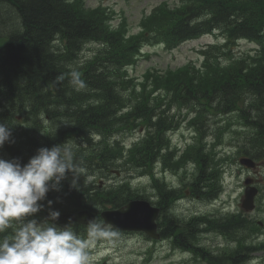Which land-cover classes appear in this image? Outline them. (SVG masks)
<instances>
[{
    "label": "trees",
    "instance_id": "obj_1",
    "mask_svg": "<svg viewBox=\"0 0 264 264\" xmlns=\"http://www.w3.org/2000/svg\"><path fill=\"white\" fill-rule=\"evenodd\" d=\"M7 1L14 5L21 18L17 29L14 28L0 45V73L2 67L5 68L9 85L17 84L12 94L20 97L18 103L12 102L15 111L28 116L29 112L26 110L28 107L34 108L32 112H38V115L45 113L52 121L63 117L61 120L63 125L53 137L52 146L61 143L63 134L70 128L83 139L80 133H86L87 127H104L101 121L108 116V99L117 96L114 88L118 83L124 91L122 105L128 103L129 110L126 116L129 123L134 125L140 122L151 123L155 126L154 131L147 134L130 151L128 160L136 165L145 164L149 158L157 155L162 146L168 144L163 133V129L167 127L164 119L168 116L158 115L155 120L151 119L153 109L165 98L171 102L177 98L187 99L210 91L209 94L218 90L224 91L225 88L224 84L219 86L225 75L211 70L205 73V76L209 77L206 79L198 77L195 72L179 73L183 79L171 81L169 85L173 87L165 90L164 96L152 95L156 89L145 90L143 87L140 91L134 83L129 87L126 69L139 44L143 41L161 39L175 44L207 32L211 30L212 25L217 24L216 27L229 38L228 43L231 42V38L234 40L241 36L259 40L264 32V0H181L182 4L178 7H170L163 3L142 20L143 31L132 35L126 34L124 24L115 28L108 23L109 18L115 13L113 9L108 12L107 8L102 6L88 8L85 6V0ZM147 32L150 36H146ZM56 35L64 40L63 51L54 50L52 41ZM89 40H99L104 45L89 61L84 59L85 65L80 69L81 75H78V79L85 84L88 83V91L78 90L69 82L71 70L67 64L76 62L79 58L78 51ZM225 54L229 55L230 52ZM259 57L256 55L252 58L253 63L247 66L244 72L239 67L237 83L240 86L260 91L257 76L264 79V69L257 73L255 71ZM96 62L102 65L104 68L102 71H96L94 66ZM154 83L157 88L165 85L160 77L154 78ZM91 92L100 94L99 104L93 102L89 95ZM261 96L264 104V94ZM26 98L32 99L33 103L30 104ZM138 117L142 120L138 121ZM33 123L34 126H39L40 120L35 119ZM18 150L21 148L14 147L13 154ZM76 155L81 160V165L86 167L95 164L106 171L115 164L113 157L108 161L109 156L103 160L98 156L100 161L84 162L80 150L74 151V159ZM200 155H203L201 146ZM71 179L69 173L68 178L63 181L71 187ZM83 182L87 183V179L81 172L77 184ZM124 193L122 190L121 194L128 198L129 193ZM94 205L90 208L93 209ZM54 208L58 209L55 205ZM243 247L239 245L237 251Z\"/></svg>",
    "mask_w": 264,
    "mask_h": 264
},
{
    "label": "rangeland",
    "instance_id": "obj_2",
    "mask_svg": "<svg viewBox=\"0 0 264 264\" xmlns=\"http://www.w3.org/2000/svg\"><path fill=\"white\" fill-rule=\"evenodd\" d=\"M160 1L162 0H85V6L94 7L98 4H103L112 7L116 11V14L127 18V28L136 32L140 17ZM167 1L171 5L175 2V0ZM20 22L21 18L16 8L9 2L0 0V45H2L1 42L6 38L10 30L17 29L16 27L20 25ZM117 22L118 20L115 21V23ZM215 40V36L206 35L199 39L184 41L172 51H166L162 47H144L143 55L139 57L135 67H131L130 74L140 78L144 70L151 66L164 70L166 68L173 69L189 61H197L198 51ZM52 44L54 49L59 48L61 46L60 37L56 35ZM88 44L79 54V60L75 65H78L79 62L86 58L90 54L92 47L98 43L90 41ZM252 46L253 44L242 41L233 50V53L240 56V54L249 50ZM222 64L223 61H219L217 66L219 67ZM7 97L15 98L16 96L10 93L9 89L2 84L0 75V110L4 109ZM203 100L205 101V99ZM196 103L197 105L200 104ZM176 109L177 105L174 104L169 113L177 114ZM228 114L232 115V119H235V110L222 115L221 118L216 120H214L216 116L212 117L208 115L204 127H208L209 130L201 141V145L204 146V150L207 152L205 159L212 160L213 164L211 167L215 170L217 169L219 181H214L222 189V191H219L218 198L194 192V182L196 181L194 177L198 173V164L195 161L188 160L185 165L177 168L174 165L175 158L180 155L179 150L181 147L179 146L184 145V141H186V139L181 138V131L187 130L185 124L188 122H181L179 127H176L173 122L169 126L166 133V140L170 143L168 149L169 156L164 162L160 160L154 165L155 176L159 181L165 182L168 186L174 188L177 194L176 198L171 197L168 200L170 207L166 216L170 222L169 225H164L166 232L172 233L181 219L187 220L192 216L205 214L216 217L225 216L227 211H230V208L235 206V199L240 200L243 194V186L241 184L242 173H237L238 163L236 156L244 152L247 146L249 148L251 145V140L255 136V127H240L228 124L225 119ZM2 120L3 118L0 117V121ZM117 126H120V129L112 131L101 144V148L104 145L111 146L110 141L115 136L121 139L122 143L130 144L133 136L140 137L141 135V132L128 125L117 124ZM67 133H71V131ZM245 134H248V136L246 137ZM194 136L195 133H192L191 138L187 142L192 143ZM256 142L258 145H261L258 140ZM77 144L84 162L87 160L100 161L98 157L99 149L97 150L92 146L87 147L86 143H83L80 139L77 140ZM177 147L176 154L172 156ZM74 151H76L75 148ZM256 151L257 148H250V152ZM1 158L9 159L10 157L5 155ZM111 158L108 157V161ZM113 161L115 164L111 165L109 169H114L110 173H107L105 177L100 175L102 168L97 167L95 164H92L90 167H79L83 169V173L89 174L88 178H97L96 183H99L101 186L105 185L106 189L121 187L125 191L129 190L145 195L148 199L149 197L153 199L158 198L156 189L153 187L154 180L151 174L141 171V168L134 166L123 157L113 158ZM109 169L105 172H108ZM114 170H117V172ZM199 174V177L206 181L204 179L205 176L202 173ZM188 188L193 191V195L186 196L184 194L185 189ZM221 201L228 204L229 208L223 210L222 205L225 204L221 203ZM53 208L54 206H52ZM96 209H101L100 205H96ZM245 213L248 218L255 220L258 227L254 232L247 233L249 236L248 240L245 241V244L248 246L247 250L239 251L237 254L234 250L238 243L233 239L237 237L238 233L233 232L231 229L222 230L217 228V230L209 229L195 232L194 235H190V238L193 241V245L196 241V246L194 245L196 248L194 250L186 248L182 251L171 247V235L153 242L147 238V234L142 232L123 233L111 230L97 234L92 238L89 236L88 230L78 233V230L69 226L80 239L84 241L91 240V245L87 249L91 264H264V250L254 249L259 243L264 242V224H259V221L264 219V202L260 199L259 206L256 205L253 210ZM167 217L165 220H167ZM259 228L262 229L258 230ZM225 233H232V235L229 237L224 235ZM197 245L200 248V254H198Z\"/></svg>",
    "mask_w": 264,
    "mask_h": 264
},
{
    "label": "clouds",
    "instance_id": "obj_3",
    "mask_svg": "<svg viewBox=\"0 0 264 264\" xmlns=\"http://www.w3.org/2000/svg\"><path fill=\"white\" fill-rule=\"evenodd\" d=\"M12 140V128L0 122V148ZM83 171L74 159V145L68 140L40 147L26 163L20 158H0V264H91L87 249L91 240L80 239L69 225L55 223L60 216L47 200L48 215L37 219L47 193L59 191L71 174L77 188ZM98 228L90 229V237Z\"/></svg>",
    "mask_w": 264,
    "mask_h": 264
},
{
    "label": "water",
    "instance_id": "obj_4",
    "mask_svg": "<svg viewBox=\"0 0 264 264\" xmlns=\"http://www.w3.org/2000/svg\"><path fill=\"white\" fill-rule=\"evenodd\" d=\"M247 166H253L251 159L242 158ZM106 221L112 223L117 228L122 229H143L150 234H153V229L150 226L155 214L148 206L141 202H135L128 206V209L120 211L105 212Z\"/></svg>",
    "mask_w": 264,
    "mask_h": 264
},
{
    "label": "flooded vegetation",
    "instance_id": "obj_5",
    "mask_svg": "<svg viewBox=\"0 0 264 264\" xmlns=\"http://www.w3.org/2000/svg\"><path fill=\"white\" fill-rule=\"evenodd\" d=\"M257 153L261 157V159H258L257 161L258 162L257 168L248 172L251 175V177L249 176L248 180L251 179L257 188L255 201H256V205L259 206L260 199L262 200V202H264V158H263L264 142L263 141H261V145H257ZM259 223L261 225L263 224L262 221H259Z\"/></svg>",
    "mask_w": 264,
    "mask_h": 264
},
{
    "label": "bare ground",
    "instance_id": "obj_6",
    "mask_svg": "<svg viewBox=\"0 0 264 264\" xmlns=\"http://www.w3.org/2000/svg\"><path fill=\"white\" fill-rule=\"evenodd\" d=\"M3 1H7V0H3ZM7 2H9V1H7ZM9 3H10V2H9ZM10 4H12V3H10ZM12 5H13V4H12ZM13 6H14V5H13ZM15 30H16V29H15ZM13 31H14V30L12 29V30H10L9 33L13 32ZM9 33H8V34H9ZM186 40H187V39H184V40L178 41L177 43L172 44V45L177 46V45H179L180 43H182V42H184V41H186ZM62 49H63V42L61 41V46L58 48V51H63ZM32 103H33V102H32ZM164 120H165V122L167 123V127H165V128L163 129V133H165V132L168 130V128H169V126H170V123H171L172 119H171L170 116H168V117H166ZM9 122H10V121H9ZM68 131H71L72 133H75L74 129H72V128H70ZM75 136H76V139H77V140L80 139V140L83 141V139L79 138L76 134H75ZM83 143H85V142L83 141ZM78 147H79V146H78ZM0 158H1V157H0ZM44 203H45V202H43V204H44ZM55 206L58 207V205H55ZM53 210H58V209H57V208H53ZM93 210H95V211H101L102 208L99 209V210H97V209H96V205H94V206H93ZM65 212H72V213H73V210L66 209Z\"/></svg>",
    "mask_w": 264,
    "mask_h": 264
}]
</instances>
